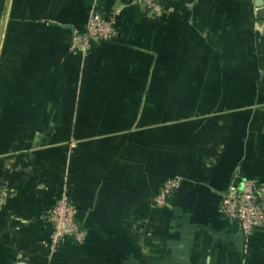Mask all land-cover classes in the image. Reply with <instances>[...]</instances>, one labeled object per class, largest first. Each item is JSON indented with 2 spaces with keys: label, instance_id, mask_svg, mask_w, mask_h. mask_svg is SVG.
<instances>
[{
  "label": "crops",
  "instance_id": "obj_1",
  "mask_svg": "<svg viewBox=\"0 0 264 264\" xmlns=\"http://www.w3.org/2000/svg\"><path fill=\"white\" fill-rule=\"evenodd\" d=\"M128 2L0 0V264H264V225L217 211L235 174L264 179V0ZM94 5L121 7L117 34L83 57ZM64 185L87 238L51 253Z\"/></svg>",
  "mask_w": 264,
  "mask_h": 264
},
{
  "label": "built area",
  "instance_id": "obj_2",
  "mask_svg": "<svg viewBox=\"0 0 264 264\" xmlns=\"http://www.w3.org/2000/svg\"><path fill=\"white\" fill-rule=\"evenodd\" d=\"M175 2L176 0H129L128 5L148 19H161ZM258 8L254 6L253 9L256 11ZM120 13L121 7H91L84 24L71 29L69 50L86 57L98 43L116 36L115 18ZM181 182L182 176L174 174L162 179L152 196L153 204L160 206L167 203L178 191ZM217 211L226 222L238 226L247 238L254 229L264 225V179L235 174L228 190L222 195ZM46 217L49 235L45 246L51 253L66 243L81 244L87 238V229L78 216L76 204L66 185L48 207Z\"/></svg>",
  "mask_w": 264,
  "mask_h": 264
},
{
  "label": "water",
  "instance_id": "obj_3",
  "mask_svg": "<svg viewBox=\"0 0 264 264\" xmlns=\"http://www.w3.org/2000/svg\"><path fill=\"white\" fill-rule=\"evenodd\" d=\"M260 2H262V1H260ZM258 5H261L260 3L258 4ZM260 12V14L262 13V10L261 11H259Z\"/></svg>",
  "mask_w": 264,
  "mask_h": 264
}]
</instances>
